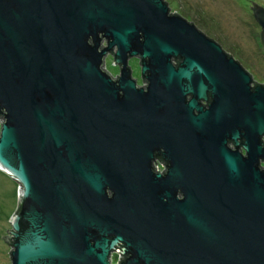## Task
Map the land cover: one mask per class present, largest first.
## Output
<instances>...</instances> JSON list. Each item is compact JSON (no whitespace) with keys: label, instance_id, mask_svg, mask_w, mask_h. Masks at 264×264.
I'll return each mask as SVG.
<instances>
[{"label":"water","instance_id":"95a60500","mask_svg":"<svg viewBox=\"0 0 264 264\" xmlns=\"http://www.w3.org/2000/svg\"><path fill=\"white\" fill-rule=\"evenodd\" d=\"M0 119L11 264H264V84L167 1L0 0Z\"/></svg>","mask_w":264,"mask_h":264},{"label":"rangeland","instance_id":"374dc122","mask_svg":"<svg viewBox=\"0 0 264 264\" xmlns=\"http://www.w3.org/2000/svg\"><path fill=\"white\" fill-rule=\"evenodd\" d=\"M171 13H177L193 22L209 38L219 43L243 68L251 74L253 81L264 84V44L260 25L252 8L264 7V0H165ZM133 76L140 85L144 82L136 58L129 60ZM113 76L119 67L113 64L112 56L106 58L103 67ZM2 119H0L1 128ZM20 199L19 183L0 170V264L12 263L11 219L15 215ZM6 235V236H5Z\"/></svg>","mask_w":264,"mask_h":264},{"label":"flooded vegetation","instance_id":"af4514ba","mask_svg":"<svg viewBox=\"0 0 264 264\" xmlns=\"http://www.w3.org/2000/svg\"><path fill=\"white\" fill-rule=\"evenodd\" d=\"M252 10H253V8H252ZM260 34H261V37H264V29L261 26H260ZM176 60H179V59H175L174 62ZM138 62H139V60H138ZM253 82L255 83L257 81H253ZM204 104H207V103L204 102ZM230 145L232 147H234V144L232 142H230ZM240 150L243 151V153H245L242 146L240 147ZM152 166H153L154 171L164 173L167 170L168 162L163 158L162 154L156 153V156L152 162ZM260 166L264 167V162H261ZM122 247H123L122 244H119L114 250L110 251V254L108 257L110 264H121V262L127 257L126 254H123V252L121 250Z\"/></svg>","mask_w":264,"mask_h":264},{"label":"trees","instance_id":"16d2710c","mask_svg":"<svg viewBox=\"0 0 264 264\" xmlns=\"http://www.w3.org/2000/svg\"><path fill=\"white\" fill-rule=\"evenodd\" d=\"M175 14H176V13H175ZM178 61H179V60H176V61H175V64H177ZM254 84H257V82H255ZM8 241L11 243V238H9Z\"/></svg>","mask_w":264,"mask_h":264}]
</instances>
